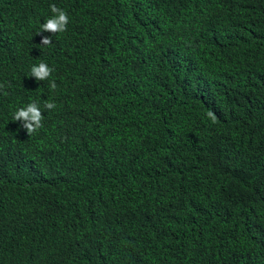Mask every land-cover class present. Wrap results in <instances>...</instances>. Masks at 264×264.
<instances>
[{
    "label": "trees",
    "instance_id": "1",
    "mask_svg": "<svg viewBox=\"0 0 264 264\" xmlns=\"http://www.w3.org/2000/svg\"><path fill=\"white\" fill-rule=\"evenodd\" d=\"M0 85V264H264V0H0Z\"/></svg>",
    "mask_w": 264,
    "mask_h": 264
},
{
    "label": "clouds",
    "instance_id": "2",
    "mask_svg": "<svg viewBox=\"0 0 264 264\" xmlns=\"http://www.w3.org/2000/svg\"><path fill=\"white\" fill-rule=\"evenodd\" d=\"M50 12L52 15L40 25V29L37 32V35L41 36L40 45H38V47H47L51 45L52 36L67 31V25L69 23L68 14L61 8H58L55 4L50 5ZM44 33H49L50 35L45 36L43 35ZM52 72L53 69L45 62L41 61L38 65H33L31 67L30 76L36 81H43L48 79ZM49 86L52 90H55L57 87L54 80L50 81ZM3 87V85H0V89ZM55 107L56 105L53 102H31L26 106L17 109L13 114V120L20 123L19 130H23L28 136H31L43 128L45 114L48 111L55 109ZM206 115L213 123L216 122L217 116L212 110H209Z\"/></svg>",
    "mask_w": 264,
    "mask_h": 264
}]
</instances>
